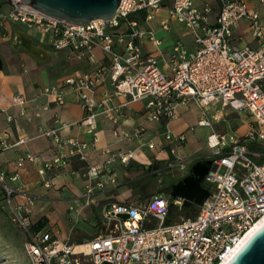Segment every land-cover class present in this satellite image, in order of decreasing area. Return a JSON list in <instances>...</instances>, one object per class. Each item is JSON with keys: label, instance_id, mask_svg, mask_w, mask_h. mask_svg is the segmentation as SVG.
<instances>
[{"label": "built area", "instance_id": "2783aa9c", "mask_svg": "<svg viewBox=\"0 0 264 264\" xmlns=\"http://www.w3.org/2000/svg\"><path fill=\"white\" fill-rule=\"evenodd\" d=\"M11 8L1 12L2 19L36 28L44 33L45 40L57 50L73 49L85 53L97 47L110 56V66L90 73L66 77L63 86L45 87L43 92L54 101L64 104L66 89L77 93L85 116L81 124L93 135V140L77 137L68 140V153L56 154L50 159L27 152L18 165L27 161L43 162L39 173L47 186H51L53 172L62 170L74 157L89 161L90 148L97 145L98 117L114 116L117 107L111 105L116 97L125 103L145 101L149 119L169 121L178 116V107L195 101L204 108L215 102L231 106L241 114H248L258 123L257 128L237 139L214 131L208 145L218 153L205 182L210 187L207 197L193 217L181 216L180 221L169 218L171 205H181L184 199L155 197L148 204L110 202L102 207L98 234L87 241L62 242L55 229L34 230L31 221L32 199L15 205L16 187L9 181L21 179V172L0 173V184L9 205V212L27 232L25 243L32 264H221L245 234L264 217V48L239 47L233 42L234 29L239 22L250 19L254 35L264 40V24L257 7L249 0H218L220 12L215 23L210 22L211 3L203 8L196 0H172L171 15L185 23L194 32L198 48L188 52L181 43L175 47L173 74L164 72L155 57L143 52L141 39L149 35L158 45L159 39L151 31L140 28V18L156 15L167 0H122L116 15L111 19H95L77 24L51 16L22 0H9ZM264 4V0H257ZM107 79L111 89L98 99L96 91ZM15 104L26 106L25 95L18 93ZM45 109L49 105L44 106ZM99 108H102L99 110ZM14 117L10 116L12 120ZM58 121V120H57ZM60 121H58L59 123ZM212 127L213 121L204 113L199 122ZM68 125L58 124L42 129L54 144H64L62 131ZM143 129L139 130V133ZM166 139L183 143L185 134L175 135L168 130ZM20 137L10 143L0 138V153L26 142ZM151 149L156 144H149ZM170 151L176 155V147ZM105 158L99 163H88L86 200L92 204L99 192L117 186L118 160L129 163L133 152L104 149ZM175 162L185 166L186 161ZM61 174V173H60ZM128 213L129 218L120 214ZM171 219V223L166 221ZM85 246V247H83Z\"/></svg>", "mask_w": 264, "mask_h": 264}, {"label": "crops", "instance_id": "0c3cea01", "mask_svg": "<svg viewBox=\"0 0 264 264\" xmlns=\"http://www.w3.org/2000/svg\"><path fill=\"white\" fill-rule=\"evenodd\" d=\"M249 1L253 7L260 10L264 24V4L257 0ZM205 3L212 4L210 22L215 23L220 12L219 2L196 0L200 8H203ZM172 4V0H167L151 19L140 18L139 25L143 30L153 32L160 41L156 45L149 35L142 38L140 42L143 52L155 57L161 69L168 74H173L172 60L175 47L179 43L188 52L197 50L199 46L194 32L171 15ZM11 6L9 0H0L1 12L9 10ZM27 40L32 41L33 47L47 50L48 54L37 55L28 48ZM233 42L239 47L264 48V40L254 35L252 21L247 18L242 19L234 29ZM110 61L109 54L100 47L85 53L73 49L57 50L45 40V36L37 37L24 25L4 20L0 16V138L10 143L16 142L20 137L27 139L17 147L0 153V173L4 170L10 174L21 172L20 180L9 181L16 187L13 203L24 204L32 199V224L46 221L42 228L34 230L55 229L62 242L80 243L95 237L99 232L97 225L101 220L99 209L106 203L121 202L112 200L109 190L99 192L95 201L87 204V166L88 163L103 161L105 148L133 152L129 163L117 161V186L120 185V178L124 174L144 167L149 170V165L156 164L158 168L154 170H162L165 181H170L171 186L188 175L194 163L211 159L214 155L215 150L210 146L209 152L204 151V143L197 140L193 131L197 128L210 129L207 135L208 144L209 136L226 120L229 111L237 112L233 107L224 106L221 102L204 108L201 104L190 101L181 104L178 107V116L166 123L149 119L145 101L125 103V98L116 97L111 102V105L118 109L114 116L101 114L98 117V141L97 145L89 150V161L74 157L62 170L53 172L52 184L47 186L39 173L43 162L27 161L25 166L19 167L20 157L32 152L44 159H50L56 154L70 151L69 139L77 137L91 142L93 135L81 124L85 111L76 92L66 89V101L59 104L43 92L44 88L63 86L66 77L70 75L90 73L102 67L108 68ZM110 89V81L107 79L98 87L97 98L105 97ZM18 93L28 99L26 106L14 103V96ZM47 104L49 108L45 109ZM204 113L213 121L212 127L199 123ZM241 115L250 118L249 124L243 123L235 130L223 132L229 139H242L251 129L258 127L252 116ZM10 116L14 118L10 120ZM61 122L68 126L62 131L64 144L58 147L50 137L42 133V129L51 128ZM226 128L230 130L229 123ZM140 129H143V132L139 133ZM168 130L175 135L185 134L186 140L180 144H171L165 137ZM151 142L156 144V148L149 147ZM174 146L176 155L170 151ZM177 158L186 161L185 166L175 162L173 167H169L168 163L176 161ZM3 193L4 189L0 184V200L3 199L1 203L9 209Z\"/></svg>", "mask_w": 264, "mask_h": 264}, {"label": "rangeland", "instance_id": "374dc122", "mask_svg": "<svg viewBox=\"0 0 264 264\" xmlns=\"http://www.w3.org/2000/svg\"><path fill=\"white\" fill-rule=\"evenodd\" d=\"M32 34L37 37L43 38L44 33L36 28H29ZM226 120L216 127V132H227L235 130L243 123L249 124V117L241 115L237 112L229 111L226 115ZM230 125V130L226 128L227 124ZM210 129L197 128L193 134L199 142L204 143V151L209 152L210 147L207 144V135ZM218 152L214 151L213 156ZM169 158V157H168ZM162 170H154L141 168L129 174H124L120 178V185L111 190V198L115 201L130 202L137 205L148 204L155 197L163 196L171 198V186L166 182ZM163 177V178H162ZM133 185V186H132ZM120 187V188H119ZM175 199V198H174ZM171 198V200H174ZM181 205H171L169 218L174 221H180L181 216L193 217L197 214L198 210L181 209ZM102 213V208L99 209ZM95 229H97L95 227ZM28 239L26 230L16 221L13 216L5 207L0 208V264H32V261L27 253L25 243Z\"/></svg>", "mask_w": 264, "mask_h": 264}, {"label": "water", "instance_id": "95a60500", "mask_svg": "<svg viewBox=\"0 0 264 264\" xmlns=\"http://www.w3.org/2000/svg\"><path fill=\"white\" fill-rule=\"evenodd\" d=\"M122 0H22V2L41 10L51 16L65 19L72 23L84 24L95 19L113 18ZM28 48L37 55H47L43 48L33 47L32 41L27 40ZM212 159H202L194 163L191 174L186 175L171 185V196L184 199L183 208L191 210L194 204L202 205L211 195L210 187H205L206 175L209 173ZM149 165L148 168H151ZM158 168V165H154ZM122 218H129L128 213L120 214ZM171 223V219L166 221ZM102 264H111L105 261ZM228 264H264V225L249 239Z\"/></svg>", "mask_w": 264, "mask_h": 264}, {"label": "bare ground", "instance_id": "6f19581e", "mask_svg": "<svg viewBox=\"0 0 264 264\" xmlns=\"http://www.w3.org/2000/svg\"><path fill=\"white\" fill-rule=\"evenodd\" d=\"M264 225V217L260 219L238 242L235 248L225 257L221 264H228L240 251V249L249 241V239ZM85 247V246H83Z\"/></svg>", "mask_w": 264, "mask_h": 264}, {"label": "trees", "instance_id": "16d2710c", "mask_svg": "<svg viewBox=\"0 0 264 264\" xmlns=\"http://www.w3.org/2000/svg\"><path fill=\"white\" fill-rule=\"evenodd\" d=\"M134 17H136V18H145L146 17V13L145 12H143V13H141L140 15H136V16H134ZM259 161H264V159H259ZM133 186V185H132ZM3 194H5V193H3ZM5 199V198H4ZM1 200H3V199H1ZM1 200H0V208L1 207H3L4 208V205H3V203H1ZM9 211V210H8ZM45 220L44 221H41V222H39L37 225H33V228H42L44 225H45ZM81 243V242H80Z\"/></svg>", "mask_w": 264, "mask_h": 264}, {"label": "flooded vegetation", "instance_id": "af4514ba", "mask_svg": "<svg viewBox=\"0 0 264 264\" xmlns=\"http://www.w3.org/2000/svg\"><path fill=\"white\" fill-rule=\"evenodd\" d=\"M150 169H154V165H152V167H151ZM189 174H191V171L188 173V175H189ZM204 186H205V187L208 186V185L206 184V182H204ZM199 208H200V205H198V204H194L191 210H195V209L199 210Z\"/></svg>", "mask_w": 264, "mask_h": 264}]
</instances>
